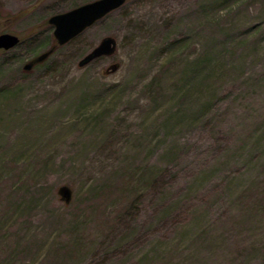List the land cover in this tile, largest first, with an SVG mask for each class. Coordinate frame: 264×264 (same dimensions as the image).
I'll return each mask as SVG.
<instances>
[{"label":"rangeland","instance_id":"374dc122","mask_svg":"<svg viewBox=\"0 0 264 264\" xmlns=\"http://www.w3.org/2000/svg\"><path fill=\"white\" fill-rule=\"evenodd\" d=\"M89 1L0 0V264H264V0H125L23 69Z\"/></svg>","mask_w":264,"mask_h":264},{"label":"water","instance_id":"95a60500","mask_svg":"<svg viewBox=\"0 0 264 264\" xmlns=\"http://www.w3.org/2000/svg\"><path fill=\"white\" fill-rule=\"evenodd\" d=\"M125 0H92L76 7L51 15L48 23L53 26V36L55 44L47 47L30 60L23 64V69L29 70L34 64L46 59L57 45L68 42L77 36L96 20L102 18L110 11L121 6ZM19 37L10 32L0 33V49H8L16 45ZM115 48V40L111 36L104 37L99 44L86 53L79 61L78 65H84L90 60L100 55L111 54Z\"/></svg>","mask_w":264,"mask_h":264},{"label":"trees","instance_id":"16d2710c","mask_svg":"<svg viewBox=\"0 0 264 264\" xmlns=\"http://www.w3.org/2000/svg\"><path fill=\"white\" fill-rule=\"evenodd\" d=\"M1 50V49H0Z\"/></svg>","mask_w":264,"mask_h":264}]
</instances>
